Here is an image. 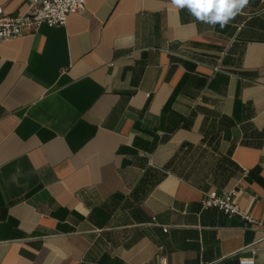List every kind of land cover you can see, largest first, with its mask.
I'll return each mask as SVG.
<instances>
[{
  "label": "crops",
  "instance_id": "0c3cea01",
  "mask_svg": "<svg viewBox=\"0 0 264 264\" xmlns=\"http://www.w3.org/2000/svg\"><path fill=\"white\" fill-rule=\"evenodd\" d=\"M24 2L0 0V18ZM230 189L256 223L202 208ZM252 255L264 264V0L223 29L171 0H86L0 42V264Z\"/></svg>",
  "mask_w": 264,
  "mask_h": 264
},
{
  "label": "built area",
  "instance_id": "2783aa9c",
  "mask_svg": "<svg viewBox=\"0 0 264 264\" xmlns=\"http://www.w3.org/2000/svg\"><path fill=\"white\" fill-rule=\"evenodd\" d=\"M85 4L86 0H25L23 11L0 18V42L17 39L26 30L36 32L42 25L63 26L70 15L83 11ZM201 205L203 209L214 207L226 216H239L248 223H256L255 218L239 206L235 189L206 192ZM163 231H167V227ZM253 255L239 259L238 264H255ZM160 264H167L166 259H161Z\"/></svg>",
  "mask_w": 264,
  "mask_h": 264
},
{
  "label": "clouds",
  "instance_id": "9594fccd",
  "mask_svg": "<svg viewBox=\"0 0 264 264\" xmlns=\"http://www.w3.org/2000/svg\"><path fill=\"white\" fill-rule=\"evenodd\" d=\"M177 9H186L195 21L212 28H225L248 6L249 0H171Z\"/></svg>",
  "mask_w": 264,
  "mask_h": 264
}]
</instances>
